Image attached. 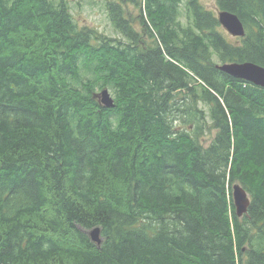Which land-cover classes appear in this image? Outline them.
I'll return each mask as SVG.
<instances>
[{"label":"trees","instance_id":"trees-1","mask_svg":"<svg viewBox=\"0 0 264 264\" xmlns=\"http://www.w3.org/2000/svg\"><path fill=\"white\" fill-rule=\"evenodd\" d=\"M181 3L0 0V264H264V88L216 67H264V0Z\"/></svg>","mask_w":264,"mask_h":264},{"label":"water","instance_id":"water-1","mask_svg":"<svg viewBox=\"0 0 264 264\" xmlns=\"http://www.w3.org/2000/svg\"><path fill=\"white\" fill-rule=\"evenodd\" d=\"M218 22L220 25L234 37H242L244 35V28L241 21L235 14L226 11H220L217 14ZM217 68L236 78L244 79L257 86L264 87V68L256 65L252 62L244 63H224L218 65ZM101 105L105 108L114 107V102L107 89L102 90L99 94H96ZM233 204L235 207V213L237 217H242L248 209L250 200L247 192L239 184L233 185ZM100 229L94 228L89 232V237L92 242L100 243L101 238L99 236Z\"/></svg>","mask_w":264,"mask_h":264},{"label":"rangeland","instance_id":"rangeland-1","mask_svg":"<svg viewBox=\"0 0 264 264\" xmlns=\"http://www.w3.org/2000/svg\"><path fill=\"white\" fill-rule=\"evenodd\" d=\"M103 1L104 0H69L73 18L79 26H90L106 35L120 38L119 34L113 30L108 21L106 12L103 9ZM181 2L180 21L182 24H185V0H181ZM201 2L207 9L216 11L214 0H201ZM104 89L107 88H103L102 90ZM102 90L96 89L97 94ZM112 100L114 102L113 97Z\"/></svg>","mask_w":264,"mask_h":264},{"label":"bare ground","instance_id":"bare-ground-1","mask_svg":"<svg viewBox=\"0 0 264 264\" xmlns=\"http://www.w3.org/2000/svg\"><path fill=\"white\" fill-rule=\"evenodd\" d=\"M257 65V64H256ZM262 67V66H261ZM264 68V67H263ZM232 78H236V77H233V76H231ZM236 79H240V78H236ZM240 80H243V81H246V80H244V79H240ZM246 82H248V81H246ZM249 83H251V82H249ZM252 85H254V86H257V85H255V84H253V83H251ZM258 87H260V86H258ZM261 88H264V87H261ZM101 233V232H100ZM99 236H100V238H101V234H99ZM89 238V237H88ZM102 241V240H101ZM100 241V243H94V244H96L97 246H99V245H101V242Z\"/></svg>","mask_w":264,"mask_h":264}]
</instances>
